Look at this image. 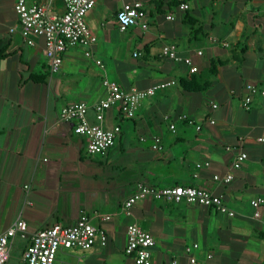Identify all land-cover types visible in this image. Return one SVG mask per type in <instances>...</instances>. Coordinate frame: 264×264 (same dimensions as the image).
I'll return each mask as SVG.
<instances>
[{"label": "crops", "instance_id": "obj_1", "mask_svg": "<svg viewBox=\"0 0 264 264\" xmlns=\"http://www.w3.org/2000/svg\"><path fill=\"white\" fill-rule=\"evenodd\" d=\"M134 1L142 3L147 27L120 32L115 14ZM14 2L0 0V234L18 219L27 224L24 236H15L22 240L19 264L34 233L55 224L72 226L82 214L106 234V244L97 238L88 250L61 249L55 263L134 264L124 248L126 228L135 223L155 238L151 264H191L184 248L193 243L199 245L191 253L196 264L208 254L212 258L206 264H264V205L258 218L249 206L253 198L264 199V142L259 141L264 95L253 97L249 111L241 105L247 84L264 92V0H188L186 12L176 9L177 0H103L86 16L97 39L92 56H84L85 47L69 48L53 74L43 39L32 37L33 46L23 42ZM50 8L63 12L60 0H52ZM208 9L210 18L204 17ZM168 14L174 19L166 20ZM166 44L190 56L197 72L164 58ZM239 54L247 75L256 80L240 86L234 107L229 102L234 93L228 96L219 87L230 81L237 85ZM105 79L123 89L175 84L142 101L134 118L124 117L118 106L106 110L102 127L119 126L120 134L104 155H90L85 139L73 131L75 122H60L59 111L84 102L90 107L89 122L95 123L92 106L105 95ZM191 87L200 91L186 90ZM181 115L194 124L180 120ZM155 137L161 140L159 151L152 149ZM237 149L247 160L232 171ZM204 162L209 166L196 169ZM229 172V184L213 181ZM138 183L205 188L222 196L235 216L150 198L137 202L126 216L123 203Z\"/></svg>", "mask_w": 264, "mask_h": 264}, {"label": "built area", "instance_id": "obj_2", "mask_svg": "<svg viewBox=\"0 0 264 264\" xmlns=\"http://www.w3.org/2000/svg\"><path fill=\"white\" fill-rule=\"evenodd\" d=\"M63 5V12L58 14L51 10L49 4H41L37 2H27L26 0H15L13 9L17 16L19 34L23 42L28 46H33L32 37L42 38L44 42V54L48 62V69L51 74L59 71L62 64L63 54L72 47L82 46L87 48L84 56L89 58L92 56L91 48L97 39L91 34L86 24V16L98 2L103 0H60ZM190 8L188 0H177L176 9L186 12ZM146 12L143 5L139 1L131 3H123L121 8L115 14V21L120 32H125L133 26L140 25L142 29H146L147 25L143 23ZM165 19L171 21L174 19L172 14L165 16ZM15 28H11L9 32H15ZM222 46H227L223 42ZM164 58L174 62L182 63L188 68L189 73L197 72L190 56H180L175 45L166 44L161 50ZM198 56L202 53L196 52ZM137 54H134L135 57ZM97 65H101L100 61H96ZM175 82L173 80L161 82L145 89L130 87L123 89L117 82L112 80H103L102 87L105 90L104 97L92 106L95 116V123H90L87 117L90 107L84 102H76L68 104L59 111L60 122L74 121L73 131L76 135L82 136L86 141V149L90 155H104L109 149L115 145V141L120 134L119 126L113 128H104L101 125L104 112L112 107L118 106L121 114L126 118H134L137 108L145 99L153 97L160 90H164ZM256 95H264V92L258 87L247 84L242 95V108L249 111L252 107L253 97ZM182 121L193 125L194 122L188 120L186 116L178 117ZM213 124V120H209ZM196 130H200V126H195ZM169 129L174 130V125H170ZM152 149L159 151L162 149L159 137L153 138ZM264 142V135L259 139ZM230 148L227 147V150ZM234 160L230 169L232 171L239 170L241 165L247 160V154L241 149H237ZM209 163H197L196 169L208 167ZM233 180L232 172L227 173L223 177L213 176V181L221 184H229ZM133 194L124 201L122 210L126 216L131 215L132 207L139 201L150 198L164 204H193L212 210L213 212L233 218L235 211L224 202L222 196L200 187L175 185L169 188H155L153 186L138 183L135 185ZM28 186H25L27 189ZM264 205V199L261 197L253 198L249 201V206L254 210V217H259V209ZM109 220V217H104ZM27 230V224L18 219L3 233L0 234V264H7L10 257V248L13 239L19 233L24 236ZM99 239L101 246L106 244V234L95 227L89 218L82 214L72 226H62L55 224L51 227L42 229L34 233L28 245L26 246L20 264H55L56 256L61 249L79 248L81 250L90 249ZM156 245L155 238L147 231L140 228L137 224H129L126 228V243L124 253L130 256L134 264H151L152 249ZM199 249L197 243H193L184 248L185 253L190 257L189 262L196 264V257L191 253ZM212 258L207 255L205 260L200 264H206Z\"/></svg>", "mask_w": 264, "mask_h": 264}, {"label": "rangeland", "instance_id": "obj_3", "mask_svg": "<svg viewBox=\"0 0 264 264\" xmlns=\"http://www.w3.org/2000/svg\"><path fill=\"white\" fill-rule=\"evenodd\" d=\"M200 1H202V0H200ZM209 11H210L209 9H208V12L203 11L204 17L209 16V18H210L212 12H209ZM216 19H218V16ZM238 60L241 61V65L239 66V69H238V74H239L240 79H239L237 85H236L235 81H230V82H227L226 84H223L219 87L223 91H226L228 93V96L231 95V92L234 93L231 97H229V102L234 107H238V93H240V86L244 85V83L249 81V80L250 81L256 80V78H254L253 76L247 75V73L245 71V65L242 64V55H240V54L238 55ZM262 215L264 216V211H262ZM21 245H22L21 238L16 237L13 241L12 246H11L10 257H9V261L7 264H19ZM56 259L58 260V258H56ZM55 264H57V262Z\"/></svg>", "mask_w": 264, "mask_h": 264}, {"label": "trees", "instance_id": "obj_4", "mask_svg": "<svg viewBox=\"0 0 264 264\" xmlns=\"http://www.w3.org/2000/svg\"><path fill=\"white\" fill-rule=\"evenodd\" d=\"M192 30V29H191ZM193 31V30H192ZM244 49H245V47H244ZM145 51H147V50H145ZM195 74V73H194ZM181 84H182V81L180 82ZM183 85V84H182ZM187 91H191V92H195V91H200V90H196V88H194V87H191V88H188V89H186Z\"/></svg>", "mask_w": 264, "mask_h": 264}]
</instances>
